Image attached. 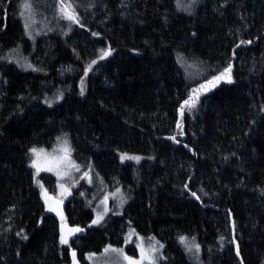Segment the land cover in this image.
<instances>
[{"label":"trees","instance_id":"1","mask_svg":"<svg viewBox=\"0 0 264 264\" xmlns=\"http://www.w3.org/2000/svg\"><path fill=\"white\" fill-rule=\"evenodd\" d=\"M26 1L0 0V56L28 66L0 72V264H70L130 229L163 264H194L181 237L197 264H264V0H78L30 39ZM62 134L78 176L129 198L104 227L83 182L56 213L40 201L27 154ZM64 224L82 232L65 243Z\"/></svg>","mask_w":264,"mask_h":264},{"label":"rangeland","instance_id":"2","mask_svg":"<svg viewBox=\"0 0 264 264\" xmlns=\"http://www.w3.org/2000/svg\"><path fill=\"white\" fill-rule=\"evenodd\" d=\"M26 2L29 12L26 17L24 16L25 31L30 39L34 35L44 33L52 13L56 15L57 20L72 17L70 8L78 0H28ZM25 53L19 45L6 51L0 56V72L5 64L18 69L28 68ZM62 98L63 94H54L45 101V105L52 108L59 104ZM27 161L40 201L48 213H56L58 209H61L60 201L65 199L71 189L79 188L82 182L85 188L90 189L89 191L82 189L78 195L80 198L88 195L87 208L93 213L90 226L104 227L113 217L121 216L123 207L129 202L128 196L119 190L115 188L111 190L110 186L106 188L99 172L93 171L84 175L83 178L78 176L81 166L74 157L69 134L60 135L51 148L30 149ZM81 232L79 228L64 224V242L66 243ZM181 238L179 242L183 252L192 263H199L200 247L196 240ZM69 256L70 264H163L166 260L161 241L153 235L135 229L127 231L120 245L109 244L99 253L86 254L83 260H80L73 251L69 252Z\"/></svg>","mask_w":264,"mask_h":264},{"label":"water","instance_id":"3","mask_svg":"<svg viewBox=\"0 0 264 264\" xmlns=\"http://www.w3.org/2000/svg\"><path fill=\"white\" fill-rule=\"evenodd\" d=\"M196 200L198 201L197 198H196ZM203 207H206V206H203ZM230 226H231V230H232L231 239H232V242H233V245H234L235 255H236V257L238 258V260L240 261V263H242V262H241V258H240L239 254H238V246H237V242H236V240H235V238H234V226H233V221H232V219H231V222H230Z\"/></svg>","mask_w":264,"mask_h":264},{"label":"bare ground","instance_id":"4","mask_svg":"<svg viewBox=\"0 0 264 264\" xmlns=\"http://www.w3.org/2000/svg\"><path fill=\"white\" fill-rule=\"evenodd\" d=\"M16 52V51H15ZM4 61V60H3ZM62 94V93H61ZM200 118V117H199ZM163 124V123H162ZM158 128H160V127H158ZM167 130V129H166ZM165 130V131H166ZM162 134V133H161ZM155 135V134H154ZM156 135H158V134H156ZM165 135V134H164ZM155 139V138H154ZM156 140V139H155ZM180 140V139H179ZM193 140V139H192ZM147 141V140H146ZM161 141V140H160ZM163 141V140H162ZM165 141V140H164ZM179 145V144H178ZM145 146V145H144ZM150 147V146H149ZM175 147V146H174ZM173 147V148H174ZM150 149V148H149ZM131 152V151H130ZM146 156V155H145ZM141 157V156H140ZM142 158V157H141ZM160 158V157H159ZM145 160H146V158H145ZM157 160V159H156ZM125 163V162H124ZM95 168V167H94ZM191 177V176H190ZM100 178H101V176H100ZM192 178V177H191ZM186 185V184H185Z\"/></svg>","mask_w":264,"mask_h":264},{"label":"flooded vegetation","instance_id":"5","mask_svg":"<svg viewBox=\"0 0 264 264\" xmlns=\"http://www.w3.org/2000/svg\"><path fill=\"white\" fill-rule=\"evenodd\" d=\"M123 242V241H122ZM164 253V252H163ZM164 257H165V255H164Z\"/></svg>","mask_w":264,"mask_h":264},{"label":"snow or ice","instance_id":"6","mask_svg":"<svg viewBox=\"0 0 264 264\" xmlns=\"http://www.w3.org/2000/svg\"><path fill=\"white\" fill-rule=\"evenodd\" d=\"M230 71V70H229ZM217 79H219V78H217ZM74 255V254H73Z\"/></svg>","mask_w":264,"mask_h":264}]
</instances>
